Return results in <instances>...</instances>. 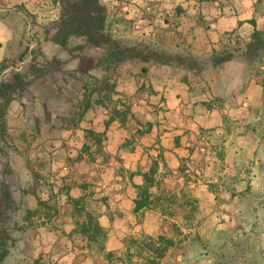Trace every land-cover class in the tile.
Listing matches in <instances>:
<instances>
[{
	"label": "rangeland",
	"instance_id": "rangeland-1",
	"mask_svg": "<svg viewBox=\"0 0 264 264\" xmlns=\"http://www.w3.org/2000/svg\"><path fill=\"white\" fill-rule=\"evenodd\" d=\"M52 20L48 16L39 24L32 20L29 28L25 22L18 28L16 54L7 59L3 76L10 77L16 70H25L32 54L28 51L22 61L18 57L26 46L36 49L39 65L48 63L49 71L16 95L18 101L23 100L30 107V115L25 121L13 122L7 139L0 131V154L3 147L11 151L20 147L15 161L28 166L27 178L38 194L31 196V200H37L41 213L51 214L50 202L67 199L66 193L73 197L81 190L88 208L90 204L99 206V212L103 210L110 226L114 227L110 236L105 230L103 243L109 240L111 247L97 257L84 247L86 241L68 237L65 240L70 242V253L67 247L61 248L57 255L20 252L13 256L8 253L4 264H257L260 242L256 232L264 228L260 226V219L264 224V216L260 218L264 212L257 213L258 209H264V205H259L264 201V187L258 183L263 182L248 171L247 161L236 163L228 152L226 154L224 127L198 125L197 141L185 146V154L177 158L174 170L161 166L158 174L161 162L158 137L174 132L176 127L174 118L167 117V110L159 105L162 96L159 98L153 89V77L147 67L150 61L127 59L103 64L99 61L102 49L80 47L82 40L78 37L71 38L66 48L40 45L42 38L55 32ZM33 32L37 33L39 42L30 35ZM140 47L143 53L151 50ZM263 50L252 59L256 70L261 65ZM154 52L152 57L169 59L175 66L198 65L190 58L160 50ZM95 77L114 82L117 93L111 100L104 99L103 105L92 103V109L82 113L85 95L99 86ZM179 78L187 82L188 77ZM95 96L93 93L91 102ZM210 102L218 105L217 99L212 98ZM114 106L129 107L130 111L124 122L114 119L105 128L104 122ZM194 112L200 113L192 110ZM187 116H192L190 110ZM89 127L103 132V136L100 144L88 140L89 148L84 151L83 130ZM179 128L191 140L193 130L188 122ZM246 128L264 137V107L256 110L255 119ZM240 129L239 125L231 124L226 132H242ZM23 144L25 149H22ZM3 159L0 156L1 168ZM152 166L155 171L148 189V207L135 211L130 206L128 210H121L120 195L124 192L133 201L138 192L132 185L124 188L123 182L132 183L133 177L142 180L143 173H148ZM237 169L239 172H235ZM160 174H169V177ZM0 176L8 179L20 203L12 211L10 233L14 241L11 248L15 246L18 231L25 225L19 221L20 217H28L30 213L20 208L22 190L16 182L23 180L21 174L0 171ZM193 183L204 184L215 202L199 204V198L193 193L203 192V189L197 187L193 191ZM233 198L237 202L233 203ZM225 200L233 206V216L225 213V210L230 212L226 203L217 204ZM216 211L220 212L215 214ZM125 215L126 221L123 220Z\"/></svg>",
	"mask_w": 264,
	"mask_h": 264
},
{
	"label": "crops",
	"instance_id": "crops-1",
	"mask_svg": "<svg viewBox=\"0 0 264 264\" xmlns=\"http://www.w3.org/2000/svg\"><path fill=\"white\" fill-rule=\"evenodd\" d=\"M100 2L106 7V30L122 44L144 46L198 62L197 67L183 66L184 68L181 65H172L170 63L172 61L168 63L150 61L147 64L149 74L153 77V89L159 98L162 96L159 105L167 110L165 114L167 117L174 118L173 125L176 127L174 132L169 131L158 137L161 162L157 173L162 170L161 166L174 170L178 164L177 158L185 154V146L197 141L195 132L198 125L206 128L222 126L225 131L226 154L228 152L230 157H233V162L247 161L248 171L255 173V178L263 182L258 184L264 187V137L246 128L255 119L256 110L264 107V50L260 53L262 61L261 65H258V70L254 65L255 61L247 59L246 56V44L251 40L253 31L255 29L264 31V0H100ZM19 6L32 13L37 22L48 16L54 19L58 11L55 0H0V61L16 54L18 28L21 29L22 24L27 21ZM30 26L28 22L27 28ZM50 38H42L40 45L50 44L58 47L59 45ZM213 54H231V57L214 65ZM182 75L188 77L189 84L180 80L179 77ZM212 98L217 99V106L211 104ZM26 105L23 100L18 101L16 98L9 103L2 119L6 139L13 122L25 121L29 117L30 107ZM189 110L191 120L187 116ZM192 110H198L200 113H192ZM186 122L190 125V130H193L191 140L187 139L183 130L179 128ZM231 124L239 125L243 131L226 132V127ZM173 135H176L175 138ZM19 148L11 151L6 146L2 148L0 154L5 158L2 168L0 167L1 172L21 174L23 180L18 179L16 182L22 190L20 208L30 213L28 217H20L19 221L25 225L18 231L15 246L9 249V254L15 256L20 252L24 254L43 252L57 255L64 247H67V253H70L71 250L68 251L70 242L65 240L68 237L78 238L81 242L86 241L84 247L97 257L105 248L111 247L109 240L105 244L103 241V250H100L96 243H88L84 235L75 231L76 216L73 215V206L68 197L71 199L85 197L81 190L73 197L66 193L67 199L61 198L50 202L51 214L41 213L42 208H38L37 200L36 202L31 200V196L37 193L27 178L30 173L28 166L24 162L15 161L17 156L15 153ZM25 148L23 144L22 149ZM26 151L29 152L28 149ZM164 176L169 177V174ZM3 177L0 176V182L2 180L9 182ZM142 184L143 179L133 177L132 183L123 182V187L128 188L132 185L137 188ZM30 186L34 189V194L29 192ZM191 187L193 191L197 187L203 189V192L193 193L199 198V204L212 205L215 202V197L205 189L204 184L193 183ZM13 195L17 199L15 191ZM135 198L136 196L132 201L123 192L118 201L120 209L125 211L130 209V206L133 208ZM16 202L19 206L20 203L17 200ZM235 202L237 199L233 198V203ZM225 203L230 210V212L225 210V213L229 217L233 216V206L228 200L223 203L217 201L219 205ZM84 204L87 209L97 213L95 214L98 224L104 231L108 230L110 236L114 227L110 226L103 210L99 212V206L90 204L88 208V204L85 202ZM259 205H264V201ZM219 212L216 211L215 214ZM263 212L264 209L257 210L261 215ZM123 220H127L126 215ZM260 221V226L264 227L263 220ZM256 236L260 242L257 264H264V228L256 232Z\"/></svg>",
	"mask_w": 264,
	"mask_h": 264
},
{
	"label": "trees",
	"instance_id": "trees-1",
	"mask_svg": "<svg viewBox=\"0 0 264 264\" xmlns=\"http://www.w3.org/2000/svg\"><path fill=\"white\" fill-rule=\"evenodd\" d=\"M58 6L57 14L52 20L54 23V34L45 36L50 38L52 42L58 44L62 48H66L70 39L73 37L81 38L82 45L80 47H88L95 49H102L103 54L100 58V63H120L127 59H137L140 61H155L160 63H168L170 60H161L154 58L153 50L143 53L140 46L122 44L119 40L113 38L105 28L106 7L100 0H55ZM25 16L27 17L26 24L31 25L32 20L35 24H39L34 15L19 6ZM39 42L37 33H30ZM264 49V31L254 30L251 35V40L246 44L247 59L252 60L257 52ZM32 54L31 59L24 71L16 70L10 77H5L2 71L8 66L7 59L0 61V131L3 132L2 119L7 111L9 103L16 97L17 94L22 93L28 86L37 78L45 75L48 71V63L43 66L39 65L36 56V49H29L28 46L20 53L18 60L22 61L27 52ZM231 54H213L212 63L217 65L223 61L230 59ZM143 70V69H142ZM94 80L99 83L98 87L90 90L85 96L86 100L82 106V113L92 107V103L104 104V99L111 100L112 95H115L116 84L107 78L95 77ZM87 89L86 86L82 87ZM93 93L96 94L94 101L91 102ZM103 93V94H102ZM129 107L120 109L112 107L109 111V116L105 120V128L114 119L120 122L126 120L129 113ZM148 129L145 131L147 132ZM103 132H96L92 129L84 130L85 142L82 149L86 151L89 148L87 141H93L100 144ZM100 151V150H99ZM80 159V157L78 158ZM155 167L149 170L148 173H143V184L137 187V196L134 199V210H141L147 208L150 200L148 198V189L152 182V175ZM14 189L11 184L5 180L0 182V264H4V260L9 253L10 246L14 241L11 236L12 226V211L15 210L17 202L13 195ZM29 192L34 194V189L29 188ZM73 206V215L76 216L75 231L86 237L88 243H96L100 250H103L102 242L105 240V231L98 224L97 215L93 211L87 209L84 204V197L70 198ZM41 202V201H40ZM42 203V202H41ZM15 223V222H14ZM16 225V224H15ZM14 225V227H15ZM12 226V227H11Z\"/></svg>",
	"mask_w": 264,
	"mask_h": 264
}]
</instances>
